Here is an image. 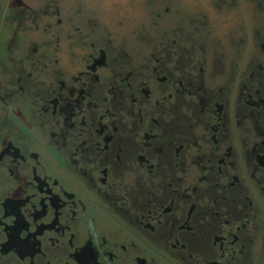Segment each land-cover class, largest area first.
<instances>
[{"label": "flooded vegetation", "instance_id": "flooded-vegetation-1", "mask_svg": "<svg viewBox=\"0 0 264 264\" xmlns=\"http://www.w3.org/2000/svg\"><path fill=\"white\" fill-rule=\"evenodd\" d=\"M12 2L0 264H264V0Z\"/></svg>", "mask_w": 264, "mask_h": 264}, {"label": "rangeland", "instance_id": "rangeland-1", "mask_svg": "<svg viewBox=\"0 0 264 264\" xmlns=\"http://www.w3.org/2000/svg\"><path fill=\"white\" fill-rule=\"evenodd\" d=\"M8 0H0V19L1 14L6 8ZM12 5L16 0H12ZM26 4L34 8H43L42 3L46 0H23ZM65 11L71 8H80L82 11H87L96 15L101 24L112 27L115 20L120 18L123 20L125 31L135 28L147 27L151 17V7L147 4V0H61ZM159 0H154L157 4ZM17 8L22 6H11L9 14L15 15ZM10 22V21H9ZM10 29H14L15 23H9Z\"/></svg>", "mask_w": 264, "mask_h": 264}]
</instances>
